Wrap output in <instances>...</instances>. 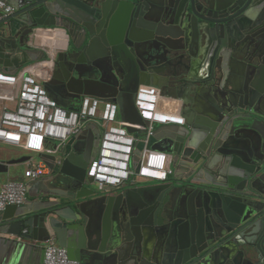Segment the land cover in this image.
Returning a JSON list of instances; mask_svg holds the SVG:
<instances>
[{"label": "water", "instance_id": "obj_1", "mask_svg": "<svg viewBox=\"0 0 264 264\" xmlns=\"http://www.w3.org/2000/svg\"><path fill=\"white\" fill-rule=\"evenodd\" d=\"M6 1L15 10L0 19V70L53 57L42 84L63 107L84 95L111 99L137 136L139 84L187 98L185 123L157 127L148 142L171 156L167 181L92 188L86 167L100 138L92 123L67 153L65 143L39 154L68 175L79 217L58 220L42 207L11 220L8 233L44 243L51 229L81 264H264V0ZM43 28L63 29L66 49L31 46Z\"/></svg>", "mask_w": 264, "mask_h": 264}, {"label": "built area", "instance_id": "obj_2", "mask_svg": "<svg viewBox=\"0 0 264 264\" xmlns=\"http://www.w3.org/2000/svg\"><path fill=\"white\" fill-rule=\"evenodd\" d=\"M14 10L11 3L0 0V19ZM51 30L63 32L58 28ZM63 34L66 39V34ZM49 74L46 70L41 71L38 63L25 65L15 72L0 70L1 144L20 147L29 154H55L69 137L79 134L88 121L100 129L96 152L86 167V177L96 191H110L140 181L163 182L169 179L173 171L170 154L148 146V142L157 127L183 125L185 119L177 110L166 107L168 101L157 85L141 83L134 93V106L144 121L141 128L144 136L139 139L128 132L118 115V104L111 99L84 95L75 108L60 105L48 95L42 84ZM48 142L52 145L48 146ZM139 142L143 146L135 169L133 157ZM26 163L21 180L0 181V211L9 205L23 204L30 182L48 172V166L42 159L29 156ZM42 264L81 262L70 258L66 249L50 236L43 245Z\"/></svg>", "mask_w": 264, "mask_h": 264}, {"label": "crops", "instance_id": "obj_3", "mask_svg": "<svg viewBox=\"0 0 264 264\" xmlns=\"http://www.w3.org/2000/svg\"><path fill=\"white\" fill-rule=\"evenodd\" d=\"M64 32L63 29L58 28ZM45 31L47 34L44 42L36 34ZM63 32L52 31L51 29H39L35 33L33 40L30 41L31 46L45 49L50 55L56 53L57 50L66 49V39ZM68 49V47H67ZM33 56H39L40 53L34 52ZM53 58V57H52ZM39 68L52 73V69L47 67V61L38 63ZM49 74V75H50ZM172 104H166V107L179 110L180 99L165 97ZM180 113V112H179ZM181 114V113H180ZM84 128H93L91 122L86 121ZM77 135L69 137L66 141L65 153L71 149ZM152 143V142H151ZM47 145H52L47 143ZM32 156L34 159H42L48 166L51 163L49 157H40L36 154H29L20 147L4 145L0 143V161L4 166L0 170V181L5 180H21L23 171L27 166L24 157ZM59 158L62 156L57 155ZM60 163L56 164L52 169L48 166V172L41 178L30 182L25 204L17 209H9L8 211H0V264H42L43 245L44 243L32 239H19L17 235L10 234L7 231L8 224L16 217L25 218L39 212L42 207H53L56 209L51 215L58 220L73 221L74 214L78 218L79 215L73 211V203L76 198V191L70 186L68 175L60 172ZM167 181V180H166ZM140 183V182H139ZM138 183V184H139ZM143 184L155 183L154 181H142ZM50 236L53 232L49 229Z\"/></svg>", "mask_w": 264, "mask_h": 264}, {"label": "flooded vegetation", "instance_id": "obj_4", "mask_svg": "<svg viewBox=\"0 0 264 264\" xmlns=\"http://www.w3.org/2000/svg\"><path fill=\"white\" fill-rule=\"evenodd\" d=\"M184 92H185V90L182 91L181 96H176V95L175 96H167V97H172V98L180 99L181 100L179 102V105H178L179 106V110H180L179 112L181 113V115H182L183 112H185V110L187 108V106H186V100H187V98H186V95H184ZM191 97H192V95L190 94V98Z\"/></svg>", "mask_w": 264, "mask_h": 264}, {"label": "bare ground", "instance_id": "obj_5", "mask_svg": "<svg viewBox=\"0 0 264 264\" xmlns=\"http://www.w3.org/2000/svg\"><path fill=\"white\" fill-rule=\"evenodd\" d=\"M36 37H40V39L44 42V40L46 39L47 37V34L45 31H40L36 34ZM54 58H51L48 62H47V67L52 69L54 67ZM40 70L42 71V69L40 68ZM168 104H172L170 102H168Z\"/></svg>", "mask_w": 264, "mask_h": 264}, {"label": "rangeland", "instance_id": "obj_6", "mask_svg": "<svg viewBox=\"0 0 264 264\" xmlns=\"http://www.w3.org/2000/svg\"><path fill=\"white\" fill-rule=\"evenodd\" d=\"M137 136H138V138L140 139V138H142V137L144 136V134H143L142 131H139ZM138 145H139V147L141 148V147H142V142H139ZM171 166L174 167V163H173V162H171ZM143 182H144V181H143ZM139 184H143V183H141V181H140Z\"/></svg>", "mask_w": 264, "mask_h": 264}]
</instances>
